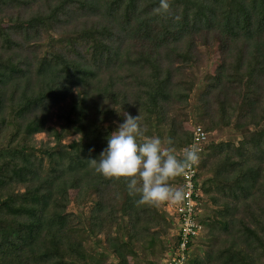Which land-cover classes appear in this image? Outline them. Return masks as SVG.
Returning a JSON list of instances; mask_svg holds the SVG:
<instances>
[{"label": "trees", "instance_id": "obj_1", "mask_svg": "<svg viewBox=\"0 0 264 264\" xmlns=\"http://www.w3.org/2000/svg\"><path fill=\"white\" fill-rule=\"evenodd\" d=\"M168 2L0 0V264H166L169 202L89 166L125 113L199 150L186 264H264V0Z\"/></svg>", "mask_w": 264, "mask_h": 264}, {"label": "clouds", "instance_id": "obj_2", "mask_svg": "<svg viewBox=\"0 0 264 264\" xmlns=\"http://www.w3.org/2000/svg\"><path fill=\"white\" fill-rule=\"evenodd\" d=\"M168 10V0H159L154 12L166 14ZM145 132L139 115L125 113L123 121L107 135L106 146L98 156L88 158L89 166L105 178H122L128 195L137 204H179L185 198V188L172 187L170 180L197 164L199 150L187 145L178 155L170 142L165 147L159 136Z\"/></svg>", "mask_w": 264, "mask_h": 264}, {"label": "built area", "instance_id": "obj_3", "mask_svg": "<svg viewBox=\"0 0 264 264\" xmlns=\"http://www.w3.org/2000/svg\"><path fill=\"white\" fill-rule=\"evenodd\" d=\"M200 128L197 129L196 135L203 134ZM200 137V136H199ZM198 138V137H197ZM199 139V138H198ZM195 171L193 167L184 173L183 188H185V198L179 204L169 202L167 209L171 213H176L182 223V237L181 242L174 252L166 257V264H186L189 249V239L192 234H196L200 224L196 221L195 216L200 211L201 202L198 196L202 195L201 189L197 188L194 183Z\"/></svg>", "mask_w": 264, "mask_h": 264}, {"label": "rangeland", "instance_id": "obj_4", "mask_svg": "<svg viewBox=\"0 0 264 264\" xmlns=\"http://www.w3.org/2000/svg\"><path fill=\"white\" fill-rule=\"evenodd\" d=\"M218 56V51H217V49H215V50H213L211 53H210V55H209V62L212 60V57L214 58V59H216V56ZM193 81V80H192ZM197 98H198V94L197 95H194L193 97H192V107H193V109H196V110H198L199 111V109H201L200 108V106H199V104H198V101H197ZM237 136H240V135H237ZM36 138L38 139V140H42V139H46L47 137H46V134L45 133H39V134H37L36 135ZM73 138V136H70V137H68L67 138V141H69V140H71ZM71 209H74V206H71ZM75 209H76V207H75ZM78 211H79V209H78ZM195 246L196 245H194V247H192V249H191V253L194 251V248H195ZM197 247H198V245H197ZM200 247V246H199ZM201 248V247H200ZM191 253H190V255H191ZM192 257V256H191Z\"/></svg>", "mask_w": 264, "mask_h": 264}]
</instances>
